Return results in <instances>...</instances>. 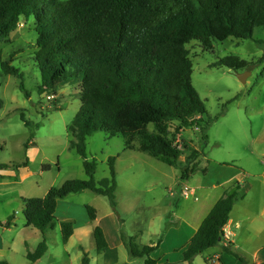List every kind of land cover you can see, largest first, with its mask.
<instances>
[{
    "label": "rangeland",
    "instance_id": "374dc122",
    "mask_svg": "<svg viewBox=\"0 0 264 264\" xmlns=\"http://www.w3.org/2000/svg\"><path fill=\"white\" fill-rule=\"evenodd\" d=\"M33 28L32 19H22L9 41H0L2 55H12V63L24 73L23 85L29 95L19 88V79L0 75V261L84 264L86 256L88 264H129L130 260L144 264L145 257L132 258L125 246L119 247L114 258H104L92 235L98 225L110 245L123 233L135 237L138 246H157L149 256L158 264H207V254L212 250H205L190 262H184L182 256L192 231L184 213L208 190L203 186L219 184L239 173L237 180L228 182L229 190L238 182L241 189H250L247 204L260 207L264 203L260 188L264 178V31H256L252 38L212 41L210 49L196 40L186 44L192 61L191 83L207 114L215 117L205 130V143L198 128H185L179 135L181 163L193 150L203 152L196 160L197 170L187 180L181 179L179 167L124 148L122 137L95 132L86 138V155L95 161L97 181L109 176L108 159L114 157L116 209L111 208L106 196L90 190L70 193L57 202L55 227L41 233L26 224L24 199L44 197L68 179L85 180L87 176L83 159L69 148L67 129L80 106L79 88L66 85L39 94V72L29 61L35 50ZM227 57L244 61L246 66L238 71L213 66ZM21 113L38 126H25ZM46 164L50 166L47 170ZM183 187L198 200L184 198ZM86 205L97 212L93 222H86ZM61 221L75 223L66 243L61 240ZM43 237L48 250L30 263L27 251H33ZM258 242H240L244 251L236 249L233 254L224 253L223 258L228 264H252V251Z\"/></svg>",
    "mask_w": 264,
    "mask_h": 264
},
{
    "label": "trees",
    "instance_id": "16d2710c",
    "mask_svg": "<svg viewBox=\"0 0 264 264\" xmlns=\"http://www.w3.org/2000/svg\"><path fill=\"white\" fill-rule=\"evenodd\" d=\"M22 19L33 20L35 50L29 61L39 72V94L66 85L79 88L80 106L67 129L69 148L83 159L87 178L68 179L44 197L24 199L26 224L44 233L55 227L58 200L70 193L90 190L106 196L116 209L114 157L108 159L109 176L97 181L95 161L86 155V138L95 132L120 136L124 148L179 167L182 180L197 170L196 160L203 152L193 150L181 163L179 135L185 128H198L205 143V130L215 117L207 114L191 83L186 44L196 40L210 49L212 41L252 38L256 31L263 32L264 0H0V41H9ZM12 58L4 57L0 49V75L19 79V88L29 97L24 73ZM213 66L238 71L246 62L227 57ZM20 116L25 126H38L23 113ZM233 187L216 201L183 248L184 262L221 243V228L241 195L240 184ZM85 209L93 222L96 210L89 205ZM74 228L72 221L60 222L63 243ZM92 235L101 253L107 246L103 229L94 226ZM121 240L132 258L158 264L149 256L156 246H138L135 237L123 233ZM222 249L233 254L229 245ZM47 250L43 237L26 257L35 263ZM88 262L84 256L83 263Z\"/></svg>",
    "mask_w": 264,
    "mask_h": 264
},
{
    "label": "crops",
    "instance_id": "0c3cea01",
    "mask_svg": "<svg viewBox=\"0 0 264 264\" xmlns=\"http://www.w3.org/2000/svg\"><path fill=\"white\" fill-rule=\"evenodd\" d=\"M239 175H240L239 173H234L227 181L221 182L219 184L212 183L211 185L203 186L205 189L208 186L207 187L208 190L204 192L198 203L194 204L192 207H190V209L186 210V212L184 213V218L187 219L185 220V223L192 230L189 239L196 232L202 220L209 213V211L214 206L216 201L220 197H222L226 191L229 190L231 185L228 182L232 179L237 180ZM260 183H261L260 188L263 187V194H264V178L261 179ZM233 184L235 183L233 182ZM218 187L221 189L219 193L217 192ZM249 190L250 189L248 190L241 189V191L240 190L238 191V193L241 195L235 201L232 211L230 213L227 226L231 229L233 234L229 242V246L232 252L235 251L236 249L244 251L245 249L244 250L242 249L244 247L240 242H246V240L259 241L258 242L259 244L255 246L252 251V258H253L252 264H264V203L260 207L259 206L254 207V205L247 204V202H245V199H247L250 193ZM194 200L197 201L198 198ZM87 221H89L88 217L86 219V222ZM222 246L223 244L221 242L217 246L206 249V252L208 250H212V252L208 254L206 253L207 254L206 260L212 255L218 254L220 263L228 264L223 258L224 252ZM119 247H124L121 240V234L115 237L111 245L107 241V246L103 249L101 253L104 256V258L109 255L113 256L114 258V256H117ZM129 262L126 263L129 264L134 263L133 260L132 261L130 260Z\"/></svg>",
    "mask_w": 264,
    "mask_h": 264
},
{
    "label": "built area",
    "instance_id": "2783aa9c",
    "mask_svg": "<svg viewBox=\"0 0 264 264\" xmlns=\"http://www.w3.org/2000/svg\"><path fill=\"white\" fill-rule=\"evenodd\" d=\"M181 195L184 198L192 197L194 199H197V197L195 195H193L192 191L187 187L182 188ZM221 231H222L221 242L223 245L228 246L233 233H232L231 229L227 226V223L221 228ZM207 264H221L219 261L218 254H214L211 257H209L207 259Z\"/></svg>",
    "mask_w": 264,
    "mask_h": 264
},
{
    "label": "water",
    "instance_id": "95a60500",
    "mask_svg": "<svg viewBox=\"0 0 264 264\" xmlns=\"http://www.w3.org/2000/svg\"><path fill=\"white\" fill-rule=\"evenodd\" d=\"M238 78H239L242 82L245 81V78H244V76H243L242 74H239V75H238Z\"/></svg>",
    "mask_w": 264,
    "mask_h": 264
},
{
    "label": "bare ground",
    "instance_id": "6f19581e",
    "mask_svg": "<svg viewBox=\"0 0 264 264\" xmlns=\"http://www.w3.org/2000/svg\"><path fill=\"white\" fill-rule=\"evenodd\" d=\"M57 214V213H56Z\"/></svg>",
    "mask_w": 264,
    "mask_h": 264
}]
</instances>
